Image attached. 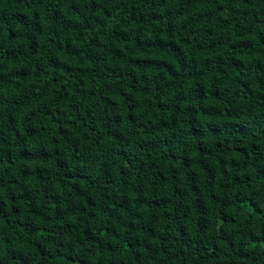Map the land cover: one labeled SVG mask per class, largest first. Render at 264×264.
Instances as JSON below:
<instances>
[{
    "label": "trees",
    "instance_id": "obj_1",
    "mask_svg": "<svg viewBox=\"0 0 264 264\" xmlns=\"http://www.w3.org/2000/svg\"><path fill=\"white\" fill-rule=\"evenodd\" d=\"M0 264H264V0H0Z\"/></svg>",
    "mask_w": 264,
    "mask_h": 264
}]
</instances>
